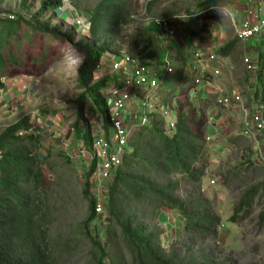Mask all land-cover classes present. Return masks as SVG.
Segmentation results:
<instances>
[{"label":"rangeland","instance_id":"1","mask_svg":"<svg viewBox=\"0 0 264 264\" xmlns=\"http://www.w3.org/2000/svg\"><path fill=\"white\" fill-rule=\"evenodd\" d=\"M42 1L0 0V13L31 20L39 11ZM102 1L71 0L75 15L84 18L88 23L87 11L94 9ZM207 1L209 0H130L132 15L124 25L117 24L112 28L109 36L112 53L103 58L100 67L94 72L95 84L104 79L108 82L98 96L105 98L114 84L112 60L115 56L131 54L139 48L150 49L149 55L156 54L153 45L155 36L152 31L154 21L183 14ZM76 4L81 6V10L77 9ZM66 18L62 12H50L44 15L42 21L52 19L51 25L60 26L63 31L74 29ZM22 30L21 52L25 54L21 63L23 66L9 68V78L4 80L20 82L25 76H34L38 82L35 89L32 88L33 92L23 97L22 107L12 110L3 118V122H0V132L24 118H33V131L42 138L39 149L34 153L40 158L44 174L39 203L48 224V239L55 256L54 264H96L98 251L83 235V223L89 212L88 201L84 196V181L88 173L85 164L90 153L85 149L86 155H80L84 130L72 129L77 120L76 101L84 92L79 86V68L82 66L83 57L70 45L60 47L48 43L49 39L46 37H37L33 44L29 45L22 41L24 34L28 32L26 25ZM76 32V40H90L89 30L79 29ZM164 39L166 49L170 47L168 50H173L170 38L165 36ZM242 44L246 49L256 48L253 41H237L232 47V52L238 62L244 60L241 53ZM11 48L14 52H19L16 45L12 44ZM35 56L37 62L34 61ZM45 62L50 63L47 69ZM231 78L239 81L243 87L244 110L217 109V97H211L208 105L198 109L199 117L204 119V122L198 123L206 141L203 162L207 171L201 184H192L181 176L173 177V181L179 184L177 197L188 201L201 195L209 201L212 216L220 221L219 225L212 229L213 234L201 235L188 231L186 221L176 211L163 208L153 212L148 205L136 208L139 222L143 221L149 229H154L169 257L178 256L186 261L195 258L199 262L209 259L212 264H264V158L255 143L241 135L246 118L245 109L253 106L256 96L261 97V93L263 96L264 85L262 79L258 80L262 90L260 93L258 86L256 90L251 87L248 75L236 74ZM226 85L229 89L232 88L229 80ZM190 86L191 80L185 81L177 73L162 84L160 97L169 99L173 95H180L181 112L186 109L184 115H187L194 106L187 103L184 97V92H187ZM190 96L194 97L192 94ZM14 100H17V97H14ZM90 106L93 111L90 108L86 111V129H91L89 122L96 121L103 125L105 120L104 114L92 98L89 99ZM61 112L64 119L62 122L58 119L61 117H57ZM213 112L217 114V118L209 121V118L214 116ZM55 118L58 122L53 121ZM207 137L211 138L208 143ZM212 181H215L216 185H212ZM248 196L252 199L251 205L243 210L241 203ZM111 225V218L106 212L103 216H97L90 226V231L105 245L111 240L108 251L112 258L106 260L107 264H129L124 255L126 246L121 232L118 228L111 230Z\"/></svg>","mask_w":264,"mask_h":264},{"label":"trees","instance_id":"2","mask_svg":"<svg viewBox=\"0 0 264 264\" xmlns=\"http://www.w3.org/2000/svg\"><path fill=\"white\" fill-rule=\"evenodd\" d=\"M77 4V9L81 10ZM62 6L61 0H43L31 20L22 17L16 21L0 18V92L4 89L2 80L9 78L8 69L23 66L21 63L25 54L21 52L23 44L20 33H23L25 25L28 32L22 41L29 45L37 37H46L48 43L60 47L70 45L83 57L79 68V86L84 91L76 101L77 120L72 129L84 130L82 141L91 152L92 133L89 127L85 128L84 122L87 109L93 111V107H89V99L94 100L104 116L108 112L105 98L98 96L108 82L104 79L95 84L94 72L100 67L103 58L112 53L109 44L112 28L117 24L124 25L131 17L132 9L130 0H103L87 11L90 40H76L78 29L63 31L62 27L51 25L52 19L42 21L45 14L59 12ZM236 42L224 48L221 55L231 54ZM12 44L19 48V52L12 50ZM156 56L147 54L148 58ZM44 57L46 60V55ZM34 61H38L36 56ZM49 64L45 62V69ZM198 122H204V119L199 117L193 106L186 116L181 112L177 130L172 136L161 127L136 129L133 133L131 152L110 185L107 208L112 221L111 230H120L126 246L124 255L129 264H212L209 259L199 262L195 258L186 261L178 256H167L159 242V235L143 221L139 222L136 212L140 205H148L153 212L163 208L176 211L186 221L188 231L201 235L213 234L212 229L220 221L212 216L209 201L201 195L188 201L180 199L176 196L179 184L173 181L174 176H181L192 184L200 185L206 175L207 167L203 162L206 141ZM30 129H33L30 118H24L0 132V264L55 262L48 239V224L39 203L44 174L40 158L34 153L39 149L42 138L37 135L26 138L18 136L19 132ZM46 155L49 157L47 151ZM90 177L91 173L86 174L84 181V196L88 201L89 212L83 223V235L98 251L96 264H107L106 260L112 258L108 251L111 240L105 245L90 231L91 224L97 219L95 201L90 195ZM251 200L250 196L245 197L241 209L249 208Z\"/></svg>","mask_w":264,"mask_h":264},{"label":"built area","instance_id":"3","mask_svg":"<svg viewBox=\"0 0 264 264\" xmlns=\"http://www.w3.org/2000/svg\"><path fill=\"white\" fill-rule=\"evenodd\" d=\"M61 1L63 6L60 12L66 15V20L71 22L73 27L88 31L90 23L75 15L71 0ZM232 1L230 0L231 5ZM215 2L216 0H209L202 6L192 8L183 14L154 21L152 31L155 43L165 42V36L174 42L179 33L187 32L193 23H202L207 18L211 22L209 27L211 30L214 29L216 22L213 20L217 21L219 17L212 7ZM246 5L247 9L241 14L238 22L235 21L238 12L232 18L236 39L240 43L257 40L264 35V0H247ZM0 18L9 21L17 20L15 15L6 13H0ZM220 48L221 46L214 45L207 56L202 52H196L192 57L193 64L189 65L182 74L168 57L162 62L157 59H147L144 48L113 58L114 84L105 96L108 112L103 125L96 121L89 122L92 133V151L89 152V160L85 167L88 173H91L90 194L95 201L97 216H103L107 212L110 185L114 183L126 156L131 152L130 140L134 131L161 127L165 133L172 136L177 130L178 119L181 115L180 95L162 99L160 97L162 84L178 73L183 75L185 81L191 80L198 88L213 87L216 85V79L223 74V60L218 53ZM244 65L249 74L256 76L260 72L259 62L251 58H245ZM220 91L218 89L216 93ZM216 103L218 108L223 110H244L245 108V99L238 91L221 93ZM245 112L246 118L243 121L241 135L252 140L264 158V99L248 110L245 109ZM214 119L211 117L209 121H214ZM33 135H35L33 129L18 133L21 138ZM206 140L208 143L211 138L207 137ZM85 149L86 146L83 143L80 146V155H86ZM212 185H216L215 181H212Z\"/></svg>","mask_w":264,"mask_h":264},{"label":"crops","instance_id":"4","mask_svg":"<svg viewBox=\"0 0 264 264\" xmlns=\"http://www.w3.org/2000/svg\"><path fill=\"white\" fill-rule=\"evenodd\" d=\"M246 1L247 0L232 1L233 8L236 10V12H238L235 18L236 22H238L241 17V14L245 13L247 9ZM58 13L60 14V11ZM221 21L222 18L220 16L217 18V21L213 20V22H216V25L213 26L214 29L212 30L209 27V25H211V22H209L208 18L204 19L202 23H193L192 27L187 30V32L184 31L183 33H179L177 35L176 41H170V43L174 46L173 50L171 51L168 50L170 47L166 49L165 42L155 46V42L153 41L155 49L157 48L156 50L159 51V61L162 62L161 58L165 59L166 57H168L170 59V62L177 68V70L181 74L183 73V71L186 70L189 65L193 64L192 57L196 52H202L205 56H207L214 45L217 44L221 46L218 53L221 59L223 60L224 67L222 76L216 79V85H213V87L203 86L201 88H198L194 86V84L191 82V86L188 91L184 92V97L187 99V103L193 104L197 111L198 109H201L204 105H208L211 100V97H217L218 99V97L223 92L229 93L232 91H238L242 93L243 87H241V83L231 78L232 75H242V73L243 76L244 74L248 75L251 87L255 88V90L257 86L259 87V90H261V85L258 80L260 81V79H262L261 82L262 85H264V35L263 37L258 38L257 40H253V43L256 45V48L246 49L244 48L243 44L241 48V53H243L244 59L251 58L252 60L259 62L261 66L260 72L255 76L249 74L246 71L244 60H240L238 62L237 57L233 54V52L227 56L221 55V51L224 48H226L228 45L237 40L236 30L232 20L230 23L220 24ZM238 49L240 50L239 47ZM181 76L183 79V75ZM228 80L232 83V88L230 89L226 85L228 83ZM2 81L4 84V89L0 92V122H3V118L5 116H8L12 112V110L22 107L23 97L26 94H29V92H33L32 88L35 89V87L37 86L36 84L38 82V79H35L34 76H25L20 82L18 80L5 81L4 79ZM218 89L221 91L216 93V90ZM22 92L23 94H21ZM261 92L262 90L260 91V93ZM190 94H192L194 97L191 98ZM261 94V97L256 96V102L253 104V106H255L256 103H259L262 99H264V93L263 96ZM13 96L17 97V100H14ZM215 106L217 109H220L218 108L217 103ZM185 112L186 109H184L182 114L184 115ZM212 114L214 115L212 117L216 119L217 114L215 112H213ZM59 116L61 117L58 118L60 119L59 121H64L62 112L61 115H57V117ZM53 121L58 122L57 118L53 119ZM30 122H33L32 117L30 118Z\"/></svg>","mask_w":264,"mask_h":264},{"label":"clouds","instance_id":"5","mask_svg":"<svg viewBox=\"0 0 264 264\" xmlns=\"http://www.w3.org/2000/svg\"><path fill=\"white\" fill-rule=\"evenodd\" d=\"M212 7L216 10L217 14L222 18V23H230L234 15L236 14V10L230 4V0H216V2L212 5Z\"/></svg>","mask_w":264,"mask_h":264},{"label":"bare ground","instance_id":"6","mask_svg":"<svg viewBox=\"0 0 264 264\" xmlns=\"http://www.w3.org/2000/svg\"><path fill=\"white\" fill-rule=\"evenodd\" d=\"M199 7H200V6H199ZM74 28H75V27H74ZM76 29H78V28H76ZM78 30H79V29H78ZM154 42H155V41H154ZM165 44H166V41H165ZM153 45H154V44H153ZM156 45H158V44L155 43V46H156ZM154 49H155V47H154ZM154 52L157 54V56H156L155 58H148V57H147V54L150 53V50H149V51H145V49H144V53L146 54V58H147V59H157V60H159V59H158V51L155 49ZM112 74H113V73H112ZM113 77H114V75H113Z\"/></svg>","mask_w":264,"mask_h":264}]
</instances>
